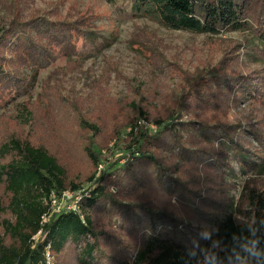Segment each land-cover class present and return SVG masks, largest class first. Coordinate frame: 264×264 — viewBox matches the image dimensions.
Returning <instances> with one entry per match:
<instances>
[{"label": "rangeland", "instance_id": "rangeland-1", "mask_svg": "<svg viewBox=\"0 0 264 264\" xmlns=\"http://www.w3.org/2000/svg\"><path fill=\"white\" fill-rule=\"evenodd\" d=\"M13 3L0 0V29L10 24ZM131 6V0H26L19 5L17 10L27 17L41 15L48 21L86 15L102 38L95 44L81 40L68 44L56 51L46 67L29 68L35 76L33 85L0 105V143L7 134L17 133L44 145L65 168L69 185L78 186L69 191L81 194L80 202L89 198L91 190L106 189L109 199L92 212L101 264H132L150 237V222L157 225V233L171 230L164 225L168 218L183 220L179 229L186 230L189 222L206 227V211L223 203L237 208L249 183L264 190V167L242 171L230 154V163L224 164L227 169L220 172V158L215 160L220 152L217 140L199 139L192 131H162L152 121L144 128L157 140L158 147L151 149L156 164L137 165L131 157L127 159L129 121L140 108L150 110L153 121L167 119L166 124L207 121L212 113L208 105L191 104L178 113L176 102L187 92L185 76L216 73L226 51L237 44L243 75L264 73L263 49L253 46L247 32L210 36L172 30L152 18L135 16ZM138 31L151 38L146 50L133 36ZM223 81L230 82L226 77ZM230 96L237 97L234 92ZM24 105L29 108L27 115ZM245 105L232 106V112L246 124L253 111L264 128V102ZM84 122L95 124L99 131L82 128ZM251 122L255 126L256 120ZM179 142L198 151L199 158L181 153ZM245 144L250 151H262L254 140ZM89 149L100 158L98 168ZM133 163L135 171L123 172ZM0 201L7 202L4 190H0ZM10 218L0 215V236L1 222ZM79 249L68 247L55 258L48 251V264H78ZM190 263L206 264L200 255L192 256Z\"/></svg>", "mask_w": 264, "mask_h": 264}, {"label": "trees", "instance_id": "trees-1", "mask_svg": "<svg viewBox=\"0 0 264 264\" xmlns=\"http://www.w3.org/2000/svg\"><path fill=\"white\" fill-rule=\"evenodd\" d=\"M25 2L14 0L13 20L8 27L0 29V105L13 100L17 91L33 85L35 76L29 68L46 67L56 51L68 44L75 45L78 40L95 44L102 38L92 30L86 15L73 20L49 21L41 15L27 17L17 10ZM131 5L135 16L152 18L172 30L210 36L247 32L253 46L262 48L264 53V0H131ZM138 32L133 35L136 43L146 50L151 38H145L144 31ZM239 46L233 47V52V48L226 51L216 73L210 70L184 77L187 92L176 102L178 113L191 104L199 108L208 105L212 113L207 121L192 119L182 125L166 124L167 119L153 121L150 110L140 108L129 121L127 159L131 157L137 165L142 161L156 164L151 149L158 147L157 140L144 128L146 122L152 121L162 131H192L199 139L217 140L220 152L215 160L220 158V172L227 169L224 164L230 163V154L242 171L264 167V128L259 126L263 120L251 111L253 114L247 116L249 122L243 124L241 115L232 112V106L264 102V73L258 77L243 75L236 54ZM224 77L230 82L223 81ZM227 90L237 97L233 99L232 92ZM23 110L27 115L29 108L24 105ZM251 120H256L257 127ZM85 123L82 128L99 131L95 124ZM16 134H7L0 143V190L7 196L6 203L0 201V215L11 217L1 222L0 264H48V251L55 258L71 246L81 248L78 264H101L92 212L109 199L106 189L91 190L89 198L79 203L77 211L54 214L52 195L59 197L66 191L78 190V186L69 185L65 168L48 148ZM252 140L262 151L248 149L245 142ZM182 143L177 146L181 153L199 158L198 151H191L189 145ZM88 153L98 168L99 156L94 150L89 149ZM135 163L123 172L135 171ZM244 189L237 208L232 203H223L206 211V227H196L189 222L186 230L179 229L183 220L168 218L169 223L164 225H169L171 230L157 233V225L150 222V237L136 253L132 264H191V257L199 255L206 264H264V190L250 183Z\"/></svg>", "mask_w": 264, "mask_h": 264}, {"label": "built area", "instance_id": "built-area-1", "mask_svg": "<svg viewBox=\"0 0 264 264\" xmlns=\"http://www.w3.org/2000/svg\"><path fill=\"white\" fill-rule=\"evenodd\" d=\"M80 195L81 194L79 193L77 194V192L70 193V191L64 192L59 197L56 195H52L51 201H52V209H53L54 214L60 213L61 211H64V210L77 211L79 209V203L82 198ZM72 199L76 200L75 202H72L73 205L69 206V203L66 204V202ZM61 201L62 202L64 201L63 204Z\"/></svg>", "mask_w": 264, "mask_h": 264}]
</instances>
